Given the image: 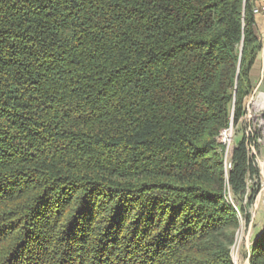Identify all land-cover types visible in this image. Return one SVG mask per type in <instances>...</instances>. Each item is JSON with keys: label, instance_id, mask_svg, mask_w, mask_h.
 I'll use <instances>...</instances> for the list:
<instances>
[{"label": "trees", "instance_id": "16d2710c", "mask_svg": "<svg viewBox=\"0 0 264 264\" xmlns=\"http://www.w3.org/2000/svg\"><path fill=\"white\" fill-rule=\"evenodd\" d=\"M254 16L250 0H0V264H234L216 139L250 95ZM248 172L241 141L234 195ZM248 260L264 264V229Z\"/></svg>", "mask_w": 264, "mask_h": 264}, {"label": "built area", "instance_id": "2783aa9c", "mask_svg": "<svg viewBox=\"0 0 264 264\" xmlns=\"http://www.w3.org/2000/svg\"><path fill=\"white\" fill-rule=\"evenodd\" d=\"M252 94L244 106L243 113L237 119L234 118V109L232 108L227 124L219 131L216 139L225 176V201L237 212L238 208L234 204L233 192L229 184V174L233 167V154L238 146L235 142L236 137L244 125L248 160L252 168L256 170L252 176L249 172L247 173V190H249L248 183H250L251 188L255 185L254 188L259 187L261 192L264 190V170L261 169L264 167V105L261 108L257 106L260 97L264 94L257 91ZM256 178H262L261 185L257 184Z\"/></svg>", "mask_w": 264, "mask_h": 264}, {"label": "rangeland", "instance_id": "374dc122", "mask_svg": "<svg viewBox=\"0 0 264 264\" xmlns=\"http://www.w3.org/2000/svg\"><path fill=\"white\" fill-rule=\"evenodd\" d=\"M251 8L254 14L259 12L258 7L255 5V0H250ZM255 17V16H254ZM254 35L257 41L262 44V36L258 33L256 29H254ZM240 54L242 53V46L239 47ZM260 55V50L255 52L254 61L258 59ZM252 56L251 51L245 53V63L249 60ZM244 63V65H245ZM251 68V67H250ZM250 70V69H249ZM249 89V88H248ZM257 92H261L264 94L263 90H257ZM250 93L249 96L245 97L243 101V105L245 106L246 102L250 99L252 93V88L248 91ZM264 98V96H262ZM245 125L242 126V130L240 134L236 137V144L238 145L241 141H245ZM255 174V173H254ZM262 178H256L257 184L261 185ZM253 180V179H252ZM248 180H245L247 184ZM249 190H246L247 196L239 195L233 193V201L235 206L238 208V220H239V227L235 234V240L231 249L232 260L234 264H249L248 260V249L251 245L253 239L264 229V190L261 192L258 188H254L255 185L250 186ZM247 189V186H246ZM258 189V190H257ZM261 189V188H260ZM245 207V213L240 211V208ZM1 238V237H0ZM4 239L0 240V253L3 249L2 246L4 245ZM46 258V257H45ZM46 263L49 264L50 260L48 258L45 259ZM48 261V262H47ZM40 263L39 259L29 260L27 264H38Z\"/></svg>", "mask_w": 264, "mask_h": 264}, {"label": "crops", "instance_id": "0c3cea01", "mask_svg": "<svg viewBox=\"0 0 264 264\" xmlns=\"http://www.w3.org/2000/svg\"><path fill=\"white\" fill-rule=\"evenodd\" d=\"M255 5L259 12L255 14L254 29L262 36V44L259 58L255 59L248 72V80L253 93L258 89L264 91V0H255ZM261 169L263 171L264 167Z\"/></svg>", "mask_w": 264, "mask_h": 264}, {"label": "bare ground", "instance_id": "6f19581e", "mask_svg": "<svg viewBox=\"0 0 264 264\" xmlns=\"http://www.w3.org/2000/svg\"><path fill=\"white\" fill-rule=\"evenodd\" d=\"M263 105H264V98L261 96L258 103H257V106H258V108H261V107H263Z\"/></svg>", "mask_w": 264, "mask_h": 264}]
</instances>
